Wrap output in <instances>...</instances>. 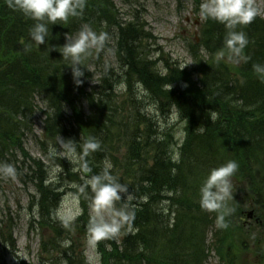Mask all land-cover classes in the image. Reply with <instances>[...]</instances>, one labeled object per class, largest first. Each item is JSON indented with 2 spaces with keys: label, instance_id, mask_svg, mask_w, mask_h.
Listing matches in <instances>:
<instances>
[{
  "label": "trees",
  "instance_id": "obj_1",
  "mask_svg": "<svg viewBox=\"0 0 264 264\" xmlns=\"http://www.w3.org/2000/svg\"><path fill=\"white\" fill-rule=\"evenodd\" d=\"M118 14L114 0H86L82 17L70 18L67 24H49L46 43L37 46L29 36L36 21L12 11L5 0H0V163L21 158L34 173L38 223L51 232L47 243L57 246V240L68 236V228L62 227L54 214L62 196L73 190L69 184H49L41 176L48 166L32 158L22 142L25 136L33 133L38 101L46 109L45 142L61 134L77 142L78 152L90 138L101 143V149L87 157L92 171L82 172L84 176L99 174L108 159L106 147L114 146L115 155L113 161L110 160L112 174L129 187V194L134 197L130 205L135 211V233L124 230L115 240L102 241V262L205 264L210 254L205 241L209 226L216 228V242L222 249L228 240L230 249L239 254L245 249L244 244L231 242L230 238L245 236L253 240L252 247L262 245L257 254L264 258V73L254 68L264 67L263 19L258 17L250 25L237 28L246 34L248 44L240 56L235 57L240 59V66L233 69L238 78L230 81L228 78L232 76L226 63L216 58L218 52L231 54L224 44L226 29L223 25L211 20L206 22L202 45L208 53L207 59L195 58V64L189 69L164 61L159 69L157 59L151 60L146 53L144 41L149 36L142 25L132 22L135 19L124 21ZM104 22L115 30V58L118 64L127 65V79L119 85L109 82L113 68L105 66L102 58L106 49L103 48L90 50V54L82 58L79 67L84 75L77 84L71 62L64 60L60 53L66 35L69 38L76 35L82 25H88L95 32L103 28ZM41 53H46L48 58ZM93 65L100 71L97 89L87 92L81 83L91 79L88 69ZM134 80L157 107L165 109L162 111L175 108L184 119L185 139L178 150L179 162L167 139L156 141L150 135L155 121L142 110L141 99L129 98L130 113L126 116L123 114L125 108L116 106L114 89L123 85L128 91L125 93L133 95ZM178 83L186 84L182 92L173 88ZM230 86L234 88L230 90ZM202 89L205 92L203 100L197 103L193 97ZM85 107L88 111H84ZM210 111L219 113L215 123L209 118ZM200 126L206 129L202 135L195 131ZM138 140L144 144L141 149ZM229 160L239 165L232 177L233 200L228 201V207L235 211L226 217L229 227L220 230L216 227V213H209V216L200 209L199 189L210 169ZM66 163L60 159L56 166L64 168V179L74 177L76 181L81 172L70 173L65 169ZM124 203L119 202L117 207ZM80 207L83 215L76 225L79 222L88 224V207L83 197ZM245 209L253 212L252 231H245V224L237 220ZM70 240V247L64 248L62 255L70 264H82L84 248H80L77 238ZM221 257L229 264H233L235 258L226 250Z\"/></svg>",
  "mask_w": 264,
  "mask_h": 264
},
{
  "label": "rangeland",
  "instance_id": "obj_2",
  "mask_svg": "<svg viewBox=\"0 0 264 264\" xmlns=\"http://www.w3.org/2000/svg\"><path fill=\"white\" fill-rule=\"evenodd\" d=\"M114 1L119 13L118 16L122 20L129 21L135 19L132 22H139L148 34V40L144 41L147 50L146 53L151 60L157 59L159 69H162L164 61L175 64L181 69L186 64H189L185 67L189 69L195 64L196 59H200L201 57L207 59L208 53L202 45L207 21L202 20L199 16V6L202 0H198L197 3L193 0ZM255 3L264 9V0H255ZM262 19L264 21V18ZM102 24L103 28L95 31L98 35L103 31L107 32V34L105 33L107 38L103 47L106 51L103 53L102 60L107 67L118 70L119 64L115 58V46L113 42L115 30H112L110 28L111 26L108 28L105 22ZM216 55H220L221 57L219 52ZM220 57L218 56L219 59H225V63L231 73L230 76L232 77H229L228 80L232 81L237 79L238 76H234L233 72L235 71L233 69L240 66V59L231 58L227 53L223 54V58ZM88 71L91 74V79L87 81L90 86L89 90L91 91L92 88L96 90L100 75L99 67L93 65ZM133 84V95L125 93L124 87L121 86L116 87L113 92L116 106L125 108L126 113H123L124 116L130 113L129 98L132 97V99L142 100V110L144 109L145 113L153 117L159 115L157 122L169 126V123L167 124L166 122L167 119L165 121L162 118L163 114L157 111L158 108L154 100L143 90V87L135 80ZM177 86L183 89L186 88L185 83H178ZM37 105L33 118V133L25 140L24 146L32 158L38 159L48 166L47 170L49 171V175L51 178H54L58 174H54L52 168L56 166L57 162L52 159H47L46 156H49V147L46 146V142L36 140V138L43 134L46 121L44 104L38 101ZM84 111H88L86 107ZM174 111H176L174 108H170L166 115L169 113L173 115ZM170 125L172 127L170 131L174 133L175 139L179 142L171 148L172 153L175 154L174 157H176L182 139H184V123L178 119L175 122L171 120ZM158 126L160 125L158 124ZM33 135H36V137L34 138ZM5 163L12 164L16 170V166L22 168L18 169L21 172L17 173L15 180L0 179V264H64L62 261V250L65 247H61V244L65 240L70 241L71 238H77L80 248H84L85 251L87 250L88 256H93L92 249L87 246V232L85 228H81L78 233L74 229H70L67 237L57 240V246H50L47 243L51 235L49 229L33 224L31 221L32 212L35 211L37 206L38 194L24 175V170H22L26 165V161L23 160L22 162L21 158H11L9 162L6 161ZM67 195L68 193L63 197L62 201L65 200ZM248 211L250 210H243L241 212L242 214L237 216V220L239 224H245V231H252L254 221L246 218ZM207 214L210 216L209 213ZM8 228L12 232V239L15 242L14 246L10 244L8 239V234L10 233ZM207 230L205 241L209 247L210 254L205 264H229L227 260L221 257L225 255V250L230 251L234 257L238 253L236 254L234 249H230L228 240L224 242L222 249L218 241L216 242L218 234L215 227L209 226ZM256 233L257 230H255ZM234 236L230 238L231 242L236 243L240 241L244 244L245 249L234 258L233 264H264V258L257 254V251L260 250L262 245L252 247L254 242L253 240L252 242L250 241L251 238L245 236L241 238L236 236L234 238ZM219 238L222 239V236L220 235ZM217 250L220 251V254L217 253Z\"/></svg>",
  "mask_w": 264,
  "mask_h": 264
},
{
  "label": "clouds",
  "instance_id": "obj_3",
  "mask_svg": "<svg viewBox=\"0 0 264 264\" xmlns=\"http://www.w3.org/2000/svg\"><path fill=\"white\" fill-rule=\"evenodd\" d=\"M5 3L12 11H19L25 17L36 21L29 31V36L37 46L46 43L49 36V24H67L70 18L82 17L86 7V0H5ZM199 16L204 21H215L225 27V47L233 56L239 57L247 46L248 40L246 34L243 31H237V28L250 25L258 17L264 18V9L259 7L255 0H202ZM106 38L105 33L98 35L88 25H82L81 30L71 38L66 35V43L61 47L60 53L64 60L71 62L73 77L77 84L81 82L79 78L84 75L79 67L82 58L89 55L92 49H102ZM220 58H223V53ZM187 65L189 64L183 68ZM254 68L257 72L264 73V67L257 65ZM209 118L212 123H215L219 119V113L210 111ZM178 119L180 114L174 111L171 120L175 122ZM205 130V127L200 126L195 131L202 135ZM61 149L62 151L58 152L54 146L50 145L49 158L67 160L73 166V172L91 173L92 169L88 165L87 157L99 151L101 143L95 138H90L84 141L78 152L76 141L61 139ZM175 160L179 162L178 155ZM112 169L111 161L105 159L99 174L82 176V183L79 184L71 183L69 187L74 191L68 193L55 212V219L67 229L83 215L80 198L89 200L87 246L92 249L94 255L88 256L87 250L85 251L87 264H100L101 256L98 252L100 242L115 240L124 230L129 234L135 233L133 229L135 211L130 205L134 197L129 194V187L112 174ZM238 170L239 165L234 160L210 169L199 189L200 209L207 213H216V227L220 230H226L229 227L226 217L235 211L234 208L228 207V201L233 200L232 177ZM52 172L60 174L63 168L55 166ZM16 177L17 170L12 164H0V179L15 180ZM121 201L125 203L118 208L117 204ZM70 244V241L65 240L61 247L67 248Z\"/></svg>",
  "mask_w": 264,
  "mask_h": 264
},
{
  "label": "bare ground",
  "instance_id": "obj_4",
  "mask_svg": "<svg viewBox=\"0 0 264 264\" xmlns=\"http://www.w3.org/2000/svg\"><path fill=\"white\" fill-rule=\"evenodd\" d=\"M128 1V0H127ZM42 57H44V58H48V55L46 54V53H41L40 54ZM219 57H220V55H218ZM218 56H216V58H218ZM228 56H231V58H234L235 59V56H233L232 54H228ZM219 59V58H218ZM221 60H223L224 62H226L225 61V59H221ZM125 63H128V62H125ZM106 66V65H105ZM127 72H128V68H127V65L126 64H122V65H120L119 64V68H118V70H116L115 68L114 69H112L111 71H110V75H109V82L110 83H112V85H116V84H120V81H125L126 79H127ZM81 85H82V87L83 88H85L86 87V91L87 92H89L90 90V86H89V84L87 83V82H82L81 83ZM121 87H124L123 85H120ZM81 87V88H82ZM173 88H176V89H178V92H182V90H184L182 87H178V86H173ZM231 88H234V87H232V86H230V90H231ZM124 92H128L127 90H126V88L124 87ZM204 94H205V92H204V89H202L201 90V93H197L194 97H193V100L195 101V102H202V100H203V96H204ZM210 105V104H209ZM158 109H157V111L158 112H160L161 114H163L162 116V118L166 121V119H167V124L169 123V126H165V125H162L161 123H159V122H157L158 121V117H159V115L158 116H155V117H153L152 115H151V117L153 118V120L155 121V126L153 127V129H152V131H151V133H150V135L154 138V140H156V141H160V140H165V139H167L169 142H170V144H171V148H173V146H175L177 143H179L176 139H175V137H174V133L172 132V131H170L171 130V125H170V121H171V115H172V113H169L168 115H166V113H167V111L166 112H164L165 111V109L163 108V107H161V109L162 110H164V111H162L159 107H157ZM86 113V112H85ZM180 120L184 123V119L183 118H181L180 117ZM186 121V120H185ZM199 123L200 124H203V121H201V120H199ZM158 124L160 125V126H158ZM164 126H165V129H164ZM31 135V134H30ZM29 137V135H27V136H25L23 139H22V142H23V144L25 145V140L27 139ZM33 137L35 138L36 137V135H33ZM63 138H65L63 135H61V134H59V135H56V136H53V138H49V139H53V140H47V142H46V146H50V145H52V146H54L56 149H57V151L59 152V151H62V149H61V139L62 140H64ZM45 136H44V134H42L41 136H39L38 138H36V140H42V141H45ZM65 139H67V140H69V137H67V138H65ZM185 139V138H184ZM184 139H182V142H184ZM38 142V141H37ZM181 142V143H182ZM137 145H138V147L141 149V148H143L144 147V144H142V142L141 141H137ZM211 147V146H210ZM210 149V148H209ZM106 155H107V158L109 159V160H111V161H113V156L115 155V151H114V146H112V145H110V146H107L106 147ZM47 157V159H51V158H49V156H46ZM212 158H214V156H212ZM53 161H55V162H57V160H60V158H55V159H52ZM4 163L6 162V161H8L9 162V160H2ZM174 163V162H173ZM58 166V165H57ZM17 167V173H20L21 172V170H18V169H21L22 167H20V166H16ZM72 165H70V163L67 161V163H66V167H65V169L66 170H68L70 173H72V174H74V175H76L77 174V172H73V170H72ZM63 168V167H62ZM22 170H24V172H25V176L27 177V179H28V181L33 185V188L35 189V191H37V189H36V186H35V175H34V173L29 169V167H27V166H25L24 167V169H22ZM64 172H65V170H64V168H63V172L62 173H60V174H58L57 176H55L54 178H51L50 177V175H49V171L46 169L45 170V173H43V174H41V176L42 177H44L45 179H46V181H48V183L50 184V183H53V185H57V184H59V183H62V184H71V183H73V182H75V183H82V176H84V174L81 172V174L79 173V176H78V178H77V180L76 181H74L73 179H74V177H72V180H70V179H68V178H66V179H64ZM47 183V184H48ZM60 185V184H59ZM62 187V186H61ZM56 190H59V188H56ZM73 190V189H72ZM74 191V190H73ZM70 191H67L63 196H62V198H61V200H60V203H59V206H60V204H61V201H62V199H63V197L67 194V193H69ZM37 193V192H36ZM84 198V197H83ZM122 198H124V197H122ZM84 199H86V198H84ZM37 201H38V197H37ZM58 206V208L57 209H59L60 207ZM86 207H88L87 208V216H86V220L88 221L89 220V200L88 199H86ZM57 209H56V211H57ZM54 218H55V214H54ZM57 220V219H56ZM31 221H32V223L33 224H37V225H39V223H38V221H39V216H38V205L36 206V208H35V211H33L32 212V215H31ZM77 221V220H76ZM76 221H75V223H73L71 226H70V229H74L76 232L77 231H80L79 229H81V227H83V228H87V223H85L84 222V224L83 223H81V222H79L77 225H76ZM70 229L68 228L67 229V234L68 233H70ZM8 230H10V228H8ZM8 239H9V241H10V244L12 245V246H14L15 245V242H14V239H12V232H11V230H10V233L8 234ZM75 238H72V240H74ZM70 242H71V240H70ZM100 245H104V243L103 242H100L99 243V245H98V252H99V254H100V256H101V262H100V264H107L106 262H102L103 260V258H104V255H103V253H102V249L100 248ZM41 249H43L44 250V248H42L41 247ZM83 259H84V262L82 263V264H87V262H86V256H85V249H84V255H83ZM71 260H74V259H71ZM62 261L64 262V264H70V262H69V260L66 258V257H62Z\"/></svg>",
  "mask_w": 264,
  "mask_h": 264
},
{
  "label": "water",
  "instance_id": "obj_5",
  "mask_svg": "<svg viewBox=\"0 0 264 264\" xmlns=\"http://www.w3.org/2000/svg\"><path fill=\"white\" fill-rule=\"evenodd\" d=\"M251 215V213H249V216Z\"/></svg>",
  "mask_w": 264,
  "mask_h": 264
}]
</instances>
